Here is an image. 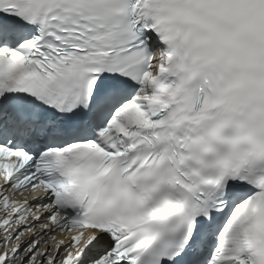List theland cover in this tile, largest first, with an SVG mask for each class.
Listing matches in <instances>:
<instances>
[{"label": "snow or ice", "instance_id": "snow-or-ice-1", "mask_svg": "<svg viewBox=\"0 0 264 264\" xmlns=\"http://www.w3.org/2000/svg\"><path fill=\"white\" fill-rule=\"evenodd\" d=\"M0 264H264V0H0Z\"/></svg>", "mask_w": 264, "mask_h": 264}]
</instances>
